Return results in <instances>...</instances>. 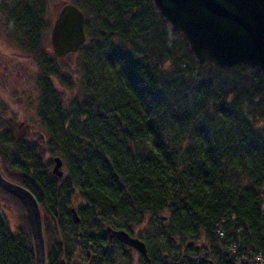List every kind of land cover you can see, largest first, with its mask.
<instances>
[{
  "label": "trees",
  "instance_id": "obj_1",
  "mask_svg": "<svg viewBox=\"0 0 264 264\" xmlns=\"http://www.w3.org/2000/svg\"><path fill=\"white\" fill-rule=\"evenodd\" d=\"M10 1L21 51L38 59L45 136L20 139L0 119V160L38 203L46 264H134L107 228L145 244L142 264H194L205 253L216 264L223 254L264 263L263 78L199 66L151 0H72L86 42L70 75L42 48L44 0ZM176 240L184 252L174 256ZM0 264H35L25 208L1 188Z\"/></svg>",
  "mask_w": 264,
  "mask_h": 264
},
{
  "label": "water",
  "instance_id": "obj_2",
  "mask_svg": "<svg viewBox=\"0 0 264 264\" xmlns=\"http://www.w3.org/2000/svg\"><path fill=\"white\" fill-rule=\"evenodd\" d=\"M167 28L184 39L193 59L201 67L232 71L241 66L264 79V0H151ZM85 18L73 4H63L53 22L50 43L54 56H74L86 42ZM52 175L63 177L62 161L53 159ZM0 188L19 200L26 211L34 245L35 264H46L41 213L34 196L3 177ZM75 223L76 213L72 211ZM111 239L147 256L144 243L124 231L106 229ZM208 264H212L208 262Z\"/></svg>",
  "mask_w": 264,
  "mask_h": 264
},
{
  "label": "rangeland",
  "instance_id": "obj_3",
  "mask_svg": "<svg viewBox=\"0 0 264 264\" xmlns=\"http://www.w3.org/2000/svg\"><path fill=\"white\" fill-rule=\"evenodd\" d=\"M44 2L46 4V8L44 10V18L46 19L48 29L47 32L43 34L42 48L43 45L46 44V47H44L45 50L47 49L52 53L50 44V30L52 29L53 22L62 5L66 3L72 4V0H44ZM11 4L12 1L10 0H0V28H3L1 34L3 33L4 38V40H2V43L0 44V50L4 53L2 57L3 60L6 61L5 63H3V66L0 67V119L4 121L6 125H11L12 127H14L16 136L20 139H44V130L40 126L37 119V78L40 72V69L37 65L38 59L35 60L33 55H24L23 51H21L19 47L6 42V40H8L7 37L9 34L6 33L5 30L11 31L6 20V14ZM5 27L6 29L4 30ZM77 53L74 56L62 60L57 59L54 55L53 56L58 61L57 64H59L62 69L68 72V74L76 76V69L78 68V62L76 58ZM5 65H8L6 66L7 68H5ZM5 69H8V71L5 72ZM46 78L51 83H54L57 89H59L63 93V96L65 98H69L74 95L73 91L65 90L60 87L55 79L51 78V76L48 75ZM41 154L44 159H47L49 157V155L46 154L45 150H42ZM0 166L1 174L3 175V177L12 182L7 178V176L4 175L1 160ZM61 170H63V168H61ZM4 216L7 219L10 228L13 229V227L17 223L15 212L13 210L5 212ZM43 239L45 242L44 234ZM183 244L184 242L182 243L181 241L176 240L174 248H172L171 251L174 256H176L178 252L183 254ZM203 244L204 243L202 241L197 242L196 244L192 242L191 246L195 248H201ZM128 251L134 264H142L140 259L141 255L138 252L133 249ZM165 256L166 260H168L167 254H165ZM209 261L212 264H215V261L211 257H209Z\"/></svg>",
  "mask_w": 264,
  "mask_h": 264
},
{
  "label": "flooded vegetation",
  "instance_id": "obj_4",
  "mask_svg": "<svg viewBox=\"0 0 264 264\" xmlns=\"http://www.w3.org/2000/svg\"><path fill=\"white\" fill-rule=\"evenodd\" d=\"M6 20H7V18H6ZM7 23H8V26L10 27V30H11V31H6V30H5L6 27L4 28L5 32L9 34L8 37H7L8 40H6V42H8L9 44H12V45H14V46H17V47H19L20 50H22L21 48H22V44H23V42L20 41V39H19L20 37L17 36V34H16V30H17V28H18L19 26H18V25H14V23H10V22H8V20H7ZM2 29H3V28H0V44L2 43V40H4V38H3V33L1 34ZM12 32H13V34H12ZM50 32H51V30H50ZM50 44H51V43H50ZM44 46L46 47V44H44ZM51 49H52V46H51ZM46 50H47V49H46ZM46 52L48 53L49 56H51L50 59H48V62H49L48 65H50V64L52 63V61H53L52 58H54V56H53V55H54V53H53V49H52V53L49 52L48 50H47ZM3 55H4V53L0 50V67H2V66H3V63L6 62V61H4L3 58H2ZM24 55H25V54H24ZM26 55H27V54H26ZM34 59L37 60L36 58H34ZM6 64H7V63H6ZM6 66H8V65H5V68H7ZM4 71L6 72V71H8V69H5ZM48 72H49V69H48Z\"/></svg>",
  "mask_w": 264,
  "mask_h": 264
},
{
  "label": "built area",
  "instance_id": "obj_5",
  "mask_svg": "<svg viewBox=\"0 0 264 264\" xmlns=\"http://www.w3.org/2000/svg\"><path fill=\"white\" fill-rule=\"evenodd\" d=\"M209 255L210 254H204L201 256H197L194 264H204L202 262V260L203 259L205 260L207 257L209 258ZM223 256L225 257V264H263V262L260 258H256V259L254 258L253 260H247V261H243V262H233V261H231V259L229 258L228 255L223 254ZM210 257L213 259L212 255Z\"/></svg>",
  "mask_w": 264,
  "mask_h": 264
}]
</instances>
